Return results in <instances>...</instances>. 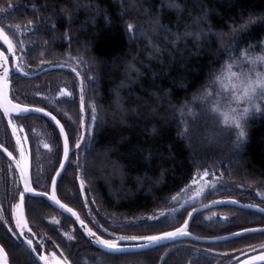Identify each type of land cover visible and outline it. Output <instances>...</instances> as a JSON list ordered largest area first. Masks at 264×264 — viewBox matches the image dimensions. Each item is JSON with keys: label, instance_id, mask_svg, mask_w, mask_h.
<instances>
[{"label": "trees", "instance_id": "1", "mask_svg": "<svg viewBox=\"0 0 264 264\" xmlns=\"http://www.w3.org/2000/svg\"><path fill=\"white\" fill-rule=\"evenodd\" d=\"M177 4L181 6L179 9L175 7ZM0 8L7 9L4 24L27 29L24 58H19L23 61L24 74L11 70L9 95L16 103L51 111L63 123L73 151L58 182L57 195L92 229H99V233L107 226L105 217L134 219L170 208L172 197L199 168L184 137L182 105L199 95L210 73L217 71L227 59L230 53L225 49L229 42L237 40L240 50L254 41L264 40V0H0ZM30 20L38 31H28ZM130 23L135 32L127 31ZM246 25L251 28L242 33ZM66 33L70 43L65 39ZM67 55L83 58L81 76L44 65ZM17 66L20 64L12 65L13 69ZM36 72L39 73L29 77ZM48 76L52 80L63 77L70 84V96L61 94L64 88L56 94L59 99L66 96L58 100V106L67 115L33 94L49 87ZM89 77L95 82H89ZM81 79L86 99L96 106L100 119L94 135L79 154L74 145L83 133L78 127L81 109L78 80ZM1 116L5 118L0 108ZM10 118L17 120V129L22 127L23 134L28 136L43 121L52 132L56 147L51 169L43 172L46 186L37 185L42 172L34 171L31 176L36 189L48 191L50 177L62 157L56 127L38 115L11 114ZM245 130L246 141L238 144L234 155L225 154L231 157L220 162L218 168L226 178L250 190L222 188L208 193L204 202L184 207L173 218L161 217L120 227L127 229L123 236L159 235L175 230L194 207L220 198H234L264 208V115L251 117ZM0 156L3 167L13 162L1 151ZM77 176L85 180L84 197ZM29 198L34 216L28 215L27 202L25 215L30 225L48 229L54 223L47 218L59 215L65 226L72 224L79 231L71 218L46 200ZM213 212L214 216L208 217ZM92 218L97 221L93 222ZM263 225L262 213L218 205L197 213L186 232L217 237ZM80 235L78 264H228L252 248L264 245V233H255L227 242L205 244L183 240L142 252L108 254L92 246L82 232ZM102 235L105 239H115L122 233L107 231ZM0 244L8 254L9 264H40L35 258L37 246L36 252H32L12 237L2 222ZM240 260L241 257L231 264Z\"/></svg>", "mask_w": 264, "mask_h": 264}, {"label": "snow or ice", "instance_id": "2", "mask_svg": "<svg viewBox=\"0 0 264 264\" xmlns=\"http://www.w3.org/2000/svg\"><path fill=\"white\" fill-rule=\"evenodd\" d=\"M12 5L9 4L8 8H11ZM179 9L181 6L177 4L175 6ZM7 9L0 8V12H5ZM71 19V17H69ZM43 23V21H41ZM28 31L36 30L33 21H28ZM55 25H51V28L55 29ZM19 30V25L16 26ZM251 25H246L241 31L247 32L250 30ZM9 31L11 28L9 27ZM127 31L135 32L133 24H128ZM16 31H12V36H16ZM21 36L24 33H20ZM65 39L71 42L70 36L65 34ZM0 108L3 109V114L7 117H11V114L15 112L17 116H23L28 113H43L45 116L51 118L52 121H55V124L59 128V135L63 138V159L60 160V168L56 170V175L51 176V190L50 192L37 191L34 187V181L32 180L30 174V164L28 156L25 153L24 143L27 142L28 137L25 135L23 138L16 135L17 131H23V128L20 127L17 129V126L12 124V119H9V125L13 128V135L16 136V145L19 151V159L13 154V151H9L7 147L3 144H0V149H3L10 161L15 163V170L19 173V184L22 185V190L18 187V200L11 205L10 213L7 209L0 207V222L3 223L4 227H7L8 232L12 233L13 236H16L17 240H20L23 237L22 244L26 245L32 252H36V247L34 246V237L37 235L29 227L28 220L25 217V205L29 196L47 198L52 204L56 205L59 209L63 210L66 213H69L72 217H75V220L79 222L81 227L86 232L87 236L90 239H93L96 244L102 246L103 248L109 251H123V249L118 247L117 242L122 240H139L144 241L143 245L139 247H148L150 245H156L161 240H171L177 236L186 235V228L188 225V220L184 221V224L176 228L174 231L162 232L159 235H136V236H119L115 239H102L97 236L92 228L88 227L87 224L80 216L73 211L72 208L68 207L67 204L61 203L57 198V185L58 177L62 176V170L65 168L66 162H70V155L73 151V146L71 145L70 135L65 131V127L61 124L60 120L56 116L52 115L51 112H46L44 108H30L27 105H21L19 103H13L8 95V80L11 74L9 68V61L15 56L17 48L13 43L12 38L6 33L5 27L0 26ZM6 46V47H5ZM253 48H261V52L250 55V51ZM238 50V41L232 40L229 42V47L225 49L226 52L230 53L227 59L221 65V68L213 73H210L209 78L206 82L205 87L202 91L199 92V95L194 97V100H199L205 103V112L207 116L212 120L214 126H216L221 132H227L229 134L235 132L237 144L243 143L247 139L246 127L249 126V120L253 113L264 115V42H257L256 44H250L245 49L239 50V56H236L235 53ZM21 51H23V41L21 40ZM43 55V53H41ZM70 59H75L78 64L84 63L83 58L80 57H69ZM41 63H44L42 60ZM17 70H19L17 66ZM76 71V69H73ZM27 75V73H25ZM80 73L77 72V76ZM89 82L94 83V79L89 77ZM84 80L81 79V97H80V108L81 112L85 111V99H84ZM62 95H71V93L62 92ZM91 107V122H92V134L94 135L96 127L99 126V115L97 113V108L93 104ZM185 107H187L185 105ZM188 112L191 114L192 109L188 108ZM81 126L85 124L83 116L80 119ZM84 139V136H81L75 144V149L79 150L81 147V141ZM44 148L50 149L48 144H44ZM195 163V161H193ZM79 167V164H77ZM11 167V165H10ZM210 172L208 169H203L201 172H197L191 177V182L189 185H186L184 189H181V192L186 190H191V188L197 185L200 182H205L210 177ZM77 179L80 182L81 193L85 192V180L80 176H77ZM201 192H198L197 195H201ZM177 196H173L172 200L176 201ZM85 207H87V201L85 202ZM173 211H179L174 209ZM195 211V209L193 210ZM162 216L166 215L161 213ZM192 213H189L191 217ZM148 219H158L156 216L148 217ZM14 222V228L9 226ZM59 223V221H57ZM105 232L108 230L105 228ZM26 233L31 234L29 238ZM115 235L114 233L112 234ZM69 240L74 239L73 236H68ZM42 246V245H41ZM59 247V245H57ZM61 255H63L61 253ZM39 260L43 261V264H69L68 259H56V254L52 253V259L49 260V257L45 255H40ZM256 260L264 261V254L260 256H254L250 260H245L242 264H254ZM0 264H9L8 254L5 251V248L0 244Z\"/></svg>", "mask_w": 264, "mask_h": 264}, {"label": "rangeland", "instance_id": "3", "mask_svg": "<svg viewBox=\"0 0 264 264\" xmlns=\"http://www.w3.org/2000/svg\"><path fill=\"white\" fill-rule=\"evenodd\" d=\"M4 18H5V12H0V26L5 27V31L7 30V32L9 31V27L11 28V31H9L8 34L10 38H12L13 43L17 48L16 54L18 58L23 59L26 49L24 36L27 34V29L26 27L19 26V30H17L16 27L13 26L11 27L7 24H4L3 22ZM12 31H16L17 34L15 37L12 36ZM20 33H24V35L21 36ZM21 40L23 41V51H21ZM262 42H264V40ZM251 44H256V41H254ZM243 49L245 48H242L240 50ZM261 50H262L261 48H253L249 54L255 55L261 52ZM239 54H240L239 50L236 51L235 55L239 56ZM69 57L72 56L67 55L60 60L50 62L44 65L45 67H50V68L67 69L70 72H72L73 75L79 72L80 73L79 76H81L82 68H83L82 64H78L75 59H70ZM73 69H76V71H73ZM47 80L48 81L50 80L51 82L49 84V87L42 90H37L33 94L43 98L46 101V103L52 105L58 110L59 108L58 100L60 101V99L66 96H62L59 99L57 96L58 95L57 92L61 91V88H64L63 91L67 93H71V88L69 86L70 84L68 80L63 77L52 80V76H48ZM78 90H79V97H81V80H78ZM84 99H85V111L82 113L80 109V118L78 122L79 125L78 127L81 129V131H83L82 136H84V139L81 141V147L79 150H77L79 151V154L83 153L85 147L88 145V142L93 132L92 122H91V107H90L91 105H93V103H91L86 99L85 91H84ZM185 105L187 107H185ZM188 108L192 109L191 114L188 112ZM59 110L62 111L60 108ZM62 112L64 115H67L65 111ZM81 116H83L85 121L83 127L81 126V122H80ZM255 116H262V115L253 113L251 117H255ZM9 119L10 117L7 116H5V118L2 116L0 117V137L2 136V134H4L7 131L13 134V128L11 125H9ZM11 119H12V124L17 126L18 121L13 118ZM180 119L182 125L184 126V137L187 138L194 159L198 163L199 166L198 170L202 172L203 169L205 168L208 169L211 174L210 177L205 182H200L197 185L193 186L191 190L178 192L175 195L178 197L177 200L176 201L171 200V206L168 209L161 210L159 212L149 215L139 216L134 219L122 218L119 216H111L107 218L105 217L104 221H106L107 223V226L105 228L108 231L122 233L123 236L124 230L127 229H120V227L133 226L144 221L153 220V219H148V217L151 216H156L158 218L161 217L173 218L184 207L193 204L202 203L206 199L205 197L208 195V193L215 192L222 188H230L234 190L238 189L242 192L245 191V189L250 190L249 187H244L241 184L232 182L231 180L226 178L224 176V171L218 168L220 162L228 160L231 157V156L226 157L225 154L231 152V154L234 155L238 148L235 132L231 134L227 132H221L216 126H214L212 120L207 116L205 112V103L199 100H194L193 98L182 105V108L180 110ZM44 122L45 121H43L41 125H37V126L35 125L32 132V136L28 138L26 143H24L25 153L28 156L29 164H30V174L33 173L34 171L36 174H40V172H42V175L39 176L40 179L37 181V185H39L40 188H44L46 186L47 182L44 178L43 172L47 169L49 170L51 169L53 163L52 153L56 147L52 136V132L49 129H47V125ZM80 129H79V133H80ZM16 135L23 138L26 134H23V132L18 130ZM14 140L16 142V136H14ZM77 141H78V137L77 140H75V142ZM44 144H48L51 150L44 148ZM30 146H33V151L35 152L34 156H32V151ZM14 154L16 155V158L19 159V151L17 149V145H16V149L14 150ZM14 166L15 165L9 167L10 169L8 170L7 177L2 175V173L0 172V207L7 209L9 213H10L11 205L15 203L16 200H18L19 198L18 196H16L17 192L15 191V188H13L14 183L12 177H14V181L16 180V177H18L19 179V173L18 171L15 170ZM190 182L191 180L186 185H189ZM186 185L182 189H184ZM21 190H22V186H21ZM198 192H201L202 194L197 195ZM256 193H259V191ZM32 204L33 202L31 201V198H28L27 210H29L28 215L30 217L34 216V213L31 211ZM174 209H178L179 211H173ZM162 212L165 213L166 215L162 216L161 215ZM40 215H42V213ZM212 216H214V212L208 215V217H212ZM48 219L49 221L53 222L54 225H61L62 217L59 215H54L52 217L47 218V220ZM92 219L93 222L97 221L95 218ZM57 221H59V223H57ZM12 224L14 225V222ZM67 227H70V229H76L72 224H68ZM34 246L37 245L34 244Z\"/></svg>", "mask_w": 264, "mask_h": 264}, {"label": "water", "instance_id": "4", "mask_svg": "<svg viewBox=\"0 0 264 264\" xmlns=\"http://www.w3.org/2000/svg\"><path fill=\"white\" fill-rule=\"evenodd\" d=\"M0 43H2V41H0ZM6 47V46H5ZM2 50V49H0ZM14 59L15 56H14ZM9 68H10V62H9ZM16 72H20V69L19 70H16ZM35 75H29V77H34ZM8 91V89H7ZM8 95H9V92H8ZM9 98L11 99L10 95H9ZM12 100V99H11ZM13 101V100H12ZM13 103H16L15 101H13ZM21 105H24V104H21ZM29 106V105H27ZM30 108H37L36 106H29ZM2 109V108H1ZM3 111V109H2ZM46 112H51L47 109H45ZM52 113V112H51ZM12 114L14 115H17L15 112H13ZM24 115H38V116H41V117H44L46 119H48L57 129L58 133H59V128L58 126L55 124V121H52L50 117L48 116H45L43 113H28V114H24ZM52 115L56 116L54 113H52ZM56 118L59 120V118L56 116ZM61 122V121H60ZM62 124V122H61ZM66 131V129H65ZM60 139H61V143H62V157L61 159H63V138L60 136ZM1 152H3L6 156H7V153H5L3 151V149H0ZM8 157V156H7ZM9 158V157H8ZM69 162H66L65 164V168L62 170V174L64 172V170L66 169L67 165H68ZM60 168V164L58 166L57 169ZM56 169V170H57ZM54 175H56V171L54 173ZM53 175V176H54ZM61 177H58V182L60 180ZM79 186H80V182H79ZM51 190V182H50V186H49V192ZM81 190V189H80ZM38 191V190H37ZM39 192V191H38ZM57 195V193H56ZM82 196L84 197V194L82 193ZM39 198V197H37ZM57 198L59 199L58 195H57ZM44 200H46L54 209H56L57 211H59L60 213H62L63 215L69 217L72 219V221L75 223V225L77 226V228L82 232V234L84 235V237L86 238V240L92 245L94 246L96 249L104 252V253H108V254H127V253H136V252H142V251H147V250H151V249H154V248H157V247H160V246H164V245H168V244H171V243H175V242H178V241H183V240H190V241H194V242H198V243H205V244H209V243H220V242H227V241H230V240H233V239H237L239 237H242V236H245V235H249V234H255V233H264V226H258V227H250V228H246V229H242V230H238V231H235L233 233H230V234H226V235H222V236H217V237H200V236H197V235H194L192 233H189L187 232L186 235H182V236H177L171 240H161L158 244L156 245H150L148 247H139V245H143L144 243H136V244H128L126 240H122V241H118L117 244H118V247L123 249V251H119V252H115V251H109L105 248H103L102 246L98 245L95 243V241L93 239H90L86 232L84 231V229L81 227V225L79 224L78 221L75 220V217H72L69 213H66L64 212L63 210L59 209L56 205L52 204L50 201L47 200V198H42ZM60 200V199H59ZM61 201V200H60ZM61 203L65 204L64 202L61 201ZM218 205H233L235 207H238V208H241V209H246V210H253V211H256V212H259V213H262L264 214V208L257 205V204H254V203H243L241 201H238L237 199H234V198H220V199H216V200H213L211 202H208L206 204H202V205H199L197 207H194L189 213H192L191 217H189V213L187 215V218L186 220H188V225L189 223L192 221V219L194 218V216L197 214V213H200V212H203V211H206L208 209H211L213 207H216ZM68 207H70L68 205ZM72 208V207H70ZM73 211H75L78 215L79 213L74 209L72 208ZM195 209V211H193ZM80 216V215H79ZM26 217V215H25ZM81 218V217H80ZM82 219V218H81ZM86 223V222H85ZM87 224V223H86ZM184 224V223H183ZM182 224V225H183ZM181 225V226H182ZM187 225V226H188ZM88 227H90L88 224H87ZM180 226V227H181ZM91 228V227H90ZM179 228V227H178ZM93 230V229H92ZM94 231V230H93ZM174 231V230H172ZM95 232V231H94ZM97 236L101 237L102 239H104L100 234H98L97 232H95ZM261 254H264V251H260V252H255V253H252V252H246L242 255H240L239 257H243V259H241L238 263L236 264H242L243 261L245 260H250L252 257L254 256H260ZM36 256V259L40 262V264H43V261H40L39 260V256L38 255H35ZM239 257H236L234 258L232 261H230L228 264H231L232 262H234L235 260H237ZM58 259V258H56ZM264 263V261L262 260H256L254 262V264H262Z\"/></svg>", "mask_w": 264, "mask_h": 264}, {"label": "flooded vegetation", "instance_id": "5", "mask_svg": "<svg viewBox=\"0 0 264 264\" xmlns=\"http://www.w3.org/2000/svg\"><path fill=\"white\" fill-rule=\"evenodd\" d=\"M15 58L16 59H14V56H13L12 59L9 61L10 62V70L15 71V73L18 75H22V74H24L23 71L21 70V66H22L23 61L21 62V60H19L17 54H15ZM17 63L20 64V66L18 67L20 69V72H16L17 67L15 69H13V67H12L13 64H17ZM38 73L39 72H36L35 74H30V75H37ZM47 129H48V127H47ZM26 136L28 138L31 137V136H28L27 134H26ZM0 144H3L5 147H7L9 151H13V154H14V150L16 149V142L14 140V135L12 133L7 131L4 134H2V136L0 137ZM30 148H31V151H33V146H30ZM10 165L13 166V165H15V163L14 162H12V163L7 162V163H5V167H3L2 163L0 164V172L5 177H7V173H8V170L10 169L9 168ZM12 172H13V170H12ZM31 176H32V173H31ZM12 179H13V183H14L13 188H15V191L17 192L16 196H18L17 189L19 187L21 190L22 185L19 184L18 177H16L15 181H14V177H12ZM36 190H38V189H36ZM38 191H41V190H38ZM8 192H10V191H8ZM28 224H29V227L32 229V231L37 234L34 237V244L37 245V250H38V252H36L35 255H38V256L45 255V256L49 257V260L51 261L52 253H55L56 258H58V259L62 260L66 257L69 261V264H78L76 256L78 255V250H81V247H82V237L80 235L81 231L79 229L78 230L80 232L79 231L77 232L76 229H70V227L65 226V220L63 218L61 220V225H54L48 229L47 228H41V227H38L35 225H30L29 222H28ZM9 226L14 228L13 224H11ZM6 229H7V227H6ZM93 230L95 232H97L98 234H100L105 239V237L102 235V234H106V232H103L104 230L101 231V233H99V231H97V229H93ZM11 235H12V233H11ZM26 235H28L29 238H31L30 233H26ZM68 236H73L74 239L69 240ZM12 237H14L17 240L16 236L12 235ZM18 241L22 242L23 237ZM57 245H59V247H57ZM260 251H264V245L252 248V250H250L249 252L255 253V252H260ZM61 253L63 255H61ZM35 258H36V256H35ZM243 258H244V256L241 257V259H243Z\"/></svg>", "mask_w": 264, "mask_h": 264}]
</instances>
